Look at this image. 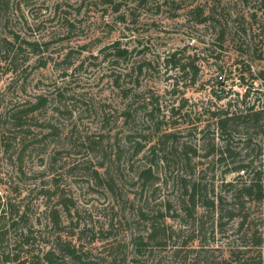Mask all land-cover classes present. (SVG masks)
<instances>
[{
	"label": "rangeland",
	"instance_id": "rangeland-1",
	"mask_svg": "<svg viewBox=\"0 0 264 264\" xmlns=\"http://www.w3.org/2000/svg\"><path fill=\"white\" fill-rule=\"evenodd\" d=\"M201 11L213 20L200 24ZM116 43L128 53L112 56ZM193 59L196 75L183 68ZM248 84L247 105L264 109V0H1L0 264H49L59 239L80 250V264H203L200 250L220 260L246 248L243 233L264 264L250 236L264 235V198L239 200L229 185L264 177V119L233 132L232 158L206 156L224 141L206 112L241 99ZM221 87L230 93L218 99ZM39 95L46 106L15 123L11 114ZM151 95L166 121L159 134ZM169 131L176 137L153 155ZM247 162V174L226 172ZM149 166L153 178H143ZM194 185L214 204L197 193L193 208ZM155 222L165 233L139 251L134 239Z\"/></svg>",
	"mask_w": 264,
	"mask_h": 264
},
{
	"label": "trees",
	"instance_id": "trees-1",
	"mask_svg": "<svg viewBox=\"0 0 264 264\" xmlns=\"http://www.w3.org/2000/svg\"><path fill=\"white\" fill-rule=\"evenodd\" d=\"M110 1L111 0H108V2ZM0 3H1V0H0ZM196 16L200 18L198 20L200 24H204V23L207 24L211 22L210 19L213 20L214 18L213 13H210L209 15H204L202 11L200 13L198 12ZM220 32H221L220 39H223L222 36H224V29L221 28ZM22 42L26 44V48H31L34 53L39 54L41 52L42 47L38 42L29 41V40H24ZM7 43L11 45H15L11 41ZM111 48H115V51H113L112 56H114V53L116 54V56L118 55V57L124 56L128 53L127 49H121L120 46L117 45V43ZM19 50H22L21 43L17 46V52ZM15 56H17V53ZM173 57H175V54L172 55V58ZM194 60L195 59L191 60L189 64L183 65V68L189 67L190 70L193 71L194 75H196L198 73V67L195 64ZM39 62L43 66L47 64V61L43 58L39 59ZM143 66L144 65H140V69H142ZM244 70L245 69L243 67L241 71L244 72ZM248 72L250 73V76L253 74L250 67H248ZM219 77H221L220 79H222V80H219L221 84L224 82L223 76L219 75ZM240 80L245 83L246 77L244 75H241ZM252 88H253L252 84L251 85L248 84L241 99L239 98V95L235 99L231 97V99L228 100L226 106H221L220 108L212 110V111L208 109V112L205 111L209 115V119L213 121L214 130H216L217 132L216 136L224 140L223 145L221 144L219 147H216L215 143H212V147L208 149L206 156H209L210 154H214V156L217 155L218 160L220 161L226 160L227 158H232L233 156H235V151H233V149L231 148V143H230L232 136H233V132L236 130L237 131L240 130L239 127L244 128L246 130H249V128H251L252 126L255 127L256 125H260L261 127H263L262 122L264 119V109L256 107L255 101L247 105L246 98L250 96ZM229 93L230 92H227L225 89L221 87L220 91H216L215 95L218 99H222L223 97L229 96ZM150 97L151 98L149 99L150 100L149 102H151V104H154V105H152L151 109L148 110V112L146 113L150 121H152L154 124L155 132L159 134L161 131V126L164 125L166 121L164 120V117H162V119L159 118L160 113H161V108L159 107V98L154 97L153 95H151ZM155 102L157 105H155ZM46 103H47V98L42 95H39L38 100L35 103L31 104L28 107L20 108L14 111L11 114V118L14 119L15 123L20 125L22 124L24 118L27 115L44 108L46 106ZM240 105L243 108H241ZM183 106L184 104H181L179 107L180 108L179 110H181ZM210 125L211 124H207L206 126L209 128ZM149 134L151 135L152 133L150 132ZM174 137H176V133L173 131L161 133L157 140L158 142L156 143L158 144V146L154 144L151 147L152 154L154 155L155 152L157 151V148H160L163 144H165L169 138H174ZM144 138H150V137L148 135H144ZM1 146H2V142H0V148ZM141 148L142 146L138 148V151L141 150ZM161 149L163 150V147H161ZM164 158L166 157L164 156ZM151 168L152 167L149 166L148 168L142 170L141 175L143 178H151V179L153 178ZM249 168H250V165L248 162L234 164L232 167H229V169H227L226 172L228 171L230 172V170L237 171V172L242 171V174L244 175L250 172ZM229 185H231L232 187L234 186L235 188L234 198H238L239 200H244L245 197H250L252 195H255L257 199L259 200H262L264 198V177L259 171H256L254 173V176H252L249 180L243 181L242 186H239L237 183H229ZM197 193L201 194L203 198V203L206 204V206H210L214 204L213 201H210L207 198L204 199L203 193L201 191L198 192V187L194 185L193 191L190 195L193 208L196 205L195 197L197 196ZM240 202H241V206H243L244 201H240ZM7 208L10 211V212H7V215L11 214L12 216L14 213V204L7 202ZM16 212L18 213L19 211L16 210ZM52 214H53L54 223L59 224L60 223L59 211L55 210L54 213ZM23 216H25V213L21 214L20 217L23 218ZM161 216H163V214H161ZM16 223L17 221L15 220L12 221L13 225H15ZM218 225H222L221 220L219 221ZM6 233H7V230H3L0 236H5ZM163 233H165V231H162L156 222L152 223L151 231L150 233H148L147 237H145L144 235H139L136 239H134V246L139 251H143V249H146L148 247V244L150 243L151 240L158 241L157 239L161 238ZM256 233H257V230L252 228V233L250 236H252L253 245L263 246L264 245V238H263L264 235L260 234L259 236H257ZM247 236H249L248 233L242 234V240H243L242 246H245L246 248L234 250L233 254L230 255L231 256L230 258H222L220 260H217L214 257L213 258L210 257V259L208 260L209 256L207 255V253H204V255H202V252H203L202 250H200V253H198L197 256L206 259V262L203 264H255V256L249 254L250 247H249V243H247L248 242L246 239ZM67 255H69L72 258V263L66 260ZM5 258L6 260H9L10 257L7 255ZM16 258H17V255H16ZM44 258L47 259L49 264H74V263L80 264L82 260V254L80 250L76 248L75 245H71L70 242L59 239L57 249H49L48 251H46L44 254ZM25 263L26 261H23L21 264H25ZM87 264H95V263H87ZM193 264H197V263H193Z\"/></svg>",
	"mask_w": 264,
	"mask_h": 264
}]
</instances>
